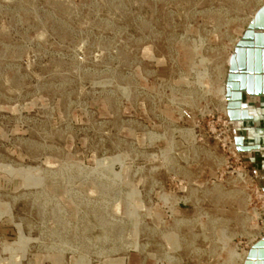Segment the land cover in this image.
Here are the masks:
<instances>
[{"label":"rangeland","instance_id":"obj_1","mask_svg":"<svg viewBox=\"0 0 264 264\" xmlns=\"http://www.w3.org/2000/svg\"><path fill=\"white\" fill-rule=\"evenodd\" d=\"M262 6L0 0V264H243L264 190L225 84Z\"/></svg>","mask_w":264,"mask_h":264},{"label":"water","instance_id":"obj_2","mask_svg":"<svg viewBox=\"0 0 264 264\" xmlns=\"http://www.w3.org/2000/svg\"><path fill=\"white\" fill-rule=\"evenodd\" d=\"M225 85L229 119L234 123L253 120L243 99L245 94L264 97V6L258 9L234 47ZM234 141L239 152L254 149L245 143L243 135L236 136ZM244 264H264V236L249 248Z\"/></svg>","mask_w":264,"mask_h":264},{"label":"crops","instance_id":"obj_3","mask_svg":"<svg viewBox=\"0 0 264 264\" xmlns=\"http://www.w3.org/2000/svg\"><path fill=\"white\" fill-rule=\"evenodd\" d=\"M243 101L247 104L253 120L238 123L239 135L244 136L247 145L254 146L243 157L254 168L258 181L264 188V97L245 94Z\"/></svg>","mask_w":264,"mask_h":264},{"label":"built area","instance_id":"obj_4","mask_svg":"<svg viewBox=\"0 0 264 264\" xmlns=\"http://www.w3.org/2000/svg\"><path fill=\"white\" fill-rule=\"evenodd\" d=\"M238 129H239V127H236V126L234 127V129H233V136H232V138L230 139V144H231V148L233 149V153H236L237 155H240V157H241V156L244 155V153L239 152V151L237 150L236 145H235V141H234L236 135H239V134L237 133ZM256 241H257V240H256Z\"/></svg>","mask_w":264,"mask_h":264},{"label":"bare ground","instance_id":"obj_5","mask_svg":"<svg viewBox=\"0 0 264 264\" xmlns=\"http://www.w3.org/2000/svg\"><path fill=\"white\" fill-rule=\"evenodd\" d=\"M250 23H251V22H250ZM233 52H234V51H233ZM231 56H232V55H231ZM247 253H248V251L246 250V252H244L243 255H242V256H243V264H244L245 258H246V256H247Z\"/></svg>","mask_w":264,"mask_h":264}]
</instances>
